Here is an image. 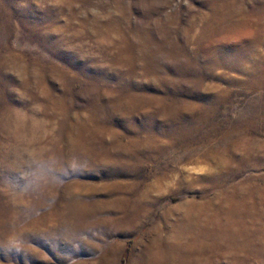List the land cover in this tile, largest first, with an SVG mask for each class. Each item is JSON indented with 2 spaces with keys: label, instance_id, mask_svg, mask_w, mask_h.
Listing matches in <instances>:
<instances>
[{
  "label": "rangeland",
  "instance_id": "374dc122",
  "mask_svg": "<svg viewBox=\"0 0 264 264\" xmlns=\"http://www.w3.org/2000/svg\"><path fill=\"white\" fill-rule=\"evenodd\" d=\"M0 264H264V0H0Z\"/></svg>",
  "mask_w": 264,
  "mask_h": 264
}]
</instances>
